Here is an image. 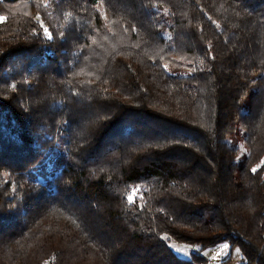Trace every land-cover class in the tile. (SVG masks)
<instances>
[{
  "label": "trees",
  "instance_id": "trees-1",
  "mask_svg": "<svg viewBox=\"0 0 264 264\" xmlns=\"http://www.w3.org/2000/svg\"><path fill=\"white\" fill-rule=\"evenodd\" d=\"M0 15V264H264V0Z\"/></svg>",
  "mask_w": 264,
  "mask_h": 264
},
{
  "label": "rangeland",
  "instance_id": "rangeland-1",
  "mask_svg": "<svg viewBox=\"0 0 264 264\" xmlns=\"http://www.w3.org/2000/svg\"><path fill=\"white\" fill-rule=\"evenodd\" d=\"M0 17L3 18L2 15H0ZM225 245H227L228 247H225ZM170 246L176 253L179 254V256L186 259H189L191 257L193 246H188L186 244L177 242H172ZM180 249H184V251L181 252ZM200 254L206 259L205 264H222V261L226 260L229 256H231V260L227 261L225 264L243 263L240 250L238 248L231 249V247L227 243H221L215 247L207 248Z\"/></svg>",
  "mask_w": 264,
  "mask_h": 264
},
{
  "label": "snow or ice",
  "instance_id": "snow-or-ice-1",
  "mask_svg": "<svg viewBox=\"0 0 264 264\" xmlns=\"http://www.w3.org/2000/svg\"><path fill=\"white\" fill-rule=\"evenodd\" d=\"M3 18L2 17H0V20H2ZM45 31H47V30H45ZM262 163H264V162H262ZM252 171H256V169L255 168H253L252 169ZM130 199H131V197H130ZM225 247H228L227 245H225ZM180 251L182 252V251H184V249H180Z\"/></svg>",
  "mask_w": 264,
  "mask_h": 264
},
{
  "label": "crops",
  "instance_id": "crops-1",
  "mask_svg": "<svg viewBox=\"0 0 264 264\" xmlns=\"http://www.w3.org/2000/svg\"><path fill=\"white\" fill-rule=\"evenodd\" d=\"M224 261H225V260H223V261H222V264H225V262H224ZM251 264H256V263H251Z\"/></svg>",
  "mask_w": 264,
  "mask_h": 264
}]
</instances>
